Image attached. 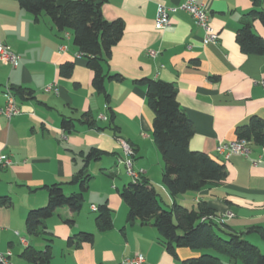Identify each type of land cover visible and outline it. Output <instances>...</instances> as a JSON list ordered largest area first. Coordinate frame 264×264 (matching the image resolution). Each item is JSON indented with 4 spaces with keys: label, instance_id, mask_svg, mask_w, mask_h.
<instances>
[{
    "label": "crops",
    "instance_id": "obj_1",
    "mask_svg": "<svg viewBox=\"0 0 264 264\" xmlns=\"http://www.w3.org/2000/svg\"><path fill=\"white\" fill-rule=\"evenodd\" d=\"M186 1L105 0L106 20L125 23L105 65L107 73L120 74L124 81H106L108 102L93 87L94 74L72 31L58 30L47 15L37 21L18 0H0V43L20 57L15 69L0 61V110L7 105L4 93L9 88L21 111L10 120L0 114V154L12 162L0 166V252H10L12 264H31L23 257L25 249L44 251L49 245L52 259L47 264H123L138 255L143 264H183L200 255L180 248L174 257L153 225L128 223L129 207L120 191L131 179L121 163L122 141L132 146L135 169L143 171L164 208L177 203L195 209L205 202L217 223L237 232L264 227V147L249 144V156L229 158L216 150L219 144L238 141L236 129L250 118L264 120V56L244 54L236 39L242 19L254 9L264 11V0H195L207 7L219 32L213 45H204L203 29L183 11L171 15L166 30L156 29L159 4L173 7ZM253 30L264 38L260 21L253 22ZM66 63L75 64L69 78L60 75ZM145 78L175 84L178 102L195 126L190 149L223 163L228 171L224 182L171 197L162 183L164 161L153 139L154 113L146 88L135 84ZM53 84L58 92H46ZM64 119L74 121L72 131L62 129ZM92 149L105 154L86 162ZM81 171L91 176L81 211L74 214L62 207L46 220L51 244L30 236L26 219L48 204L46 187L61 184L66 195L78 193L80 188L70 182ZM102 205L112 211L113 227L107 232L98 230V210H92ZM82 232L94 234V241L68 243ZM247 238L264 249L256 235Z\"/></svg>",
    "mask_w": 264,
    "mask_h": 264
},
{
    "label": "trees",
    "instance_id": "obj_2",
    "mask_svg": "<svg viewBox=\"0 0 264 264\" xmlns=\"http://www.w3.org/2000/svg\"><path fill=\"white\" fill-rule=\"evenodd\" d=\"M18 1L37 21L42 15H47L58 30L73 32L74 44L94 74L93 87L109 102L106 81L123 82L124 77L107 73L105 65L113 47L123 37L125 23L122 20H106L102 11L105 0H72L65 3L63 0ZM255 20L260 21L264 27L263 10L254 9L242 19L236 39L244 54L264 56V38L254 32ZM74 66V63L62 65L60 75L71 77ZM135 84L146 88L147 104L154 113L153 139L164 161L162 183L171 197L175 199L224 182L228 171L223 163L204 152L190 149L195 126L178 102L175 84L148 78L137 80ZM90 125L94 126L95 122ZM74 126L72 120L64 119L62 122L65 132L72 131ZM236 136L240 141L264 147V120L257 116L250 118L248 123L236 129ZM104 154L98 149H92L86 156V162L100 160ZM90 179L89 174L84 175V171H81L70 182L77 185L80 191L71 195L65 194L61 184L47 186L48 204L29 213L26 219L28 234L33 237L42 236L51 244L53 235L45 226L46 220L62 207H68L74 214L79 213L85 202ZM120 197L129 207L128 223L153 225L171 255L178 257L177 249L180 248L200 254L185 260L183 264H264L263 251L247 238L256 235L264 243V227H253L246 233L237 232L226 224L217 223L214 220L215 211L205 202L195 209L177 203L166 209L157 190L144 177L123 188ZM72 222L68 221L70 224ZM96 224L100 232L112 229V211L108 205L99 207ZM93 241L94 234L82 232L69 238L68 243L79 245ZM23 257L31 264H47L52 259V249L50 245L44 251L29 247L23 252Z\"/></svg>",
    "mask_w": 264,
    "mask_h": 264
},
{
    "label": "built area",
    "instance_id": "obj_3",
    "mask_svg": "<svg viewBox=\"0 0 264 264\" xmlns=\"http://www.w3.org/2000/svg\"><path fill=\"white\" fill-rule=\"evenodd\" d=\"M179 11L188 13L199 27L204 31V45H213L218 44L220 40L219 32L216 31L210 22V14L207 7L204 4H200L195 0H187L179 6L168 7L163 4H159L157 7V13L155 18V27L158 31H164L171 25V15ZM66 48V47H65ZM151 55L155 56L154 52H150ZM0 61L6 65H11L12 68H17L20 63V57L16 55L11 49L0 43ZM264 84V83H263ZM46 92H58L55 84L49 85L45 88ZM4 96L7 100V105L0 110V114L6 116L9 120L14 116H17L21 113L16 98L12 93L11 89H6ZM105 119V118H103ZM123 148L124 158L121 160V163L124 164L126 168V174L131 179V182H138L142 178L143 171L136 170L134 167V150L132 146L127 142H121ZM217 152L225 155L226 158H229L231 155H243L249 156L251 150L249 149V143L246 141H233L228 143L219 144L216 148ZM12 162L7 155L0 154V166L7 167L11 165ZM92 210L97 211L96 207H92ZM234 215L229 214L228 217L232 218ZM11 253H2L0 252V264H12L10 262ZM145 259L142 255H138L132 259H127L123 264H143Z\"/></svg>",
    "mask_w": 264,
    "mask_h": 264
},
{
    "label": "rangeland",
    "instance_id": "obj_4",
    "mask_svg": "<svg viewBox=\"0 0 264 264\" xmlns=\"http://www.w3.org/2000/svg\"><path fill=\"white\" fill-rule=\"evenodd\" d=\"M96 186L98 187V186H100V184H99V183H97V184H95V185H94V187H96ZM157 189L159 190V192H161V187H159V186H158V187H157ZM93 192H95V191H93ZM92 194H93V193H92ZM93 195H94V194H93ZM85 198H86V197H85ZM256 245H257V244H256ZM260 248H261V247H260ZM261 250H262V251H263V253H264V249H263V248H261Z\"/></svg>",
    "mask_w": 264,
    "mask_h": 264
}]
</instances>
